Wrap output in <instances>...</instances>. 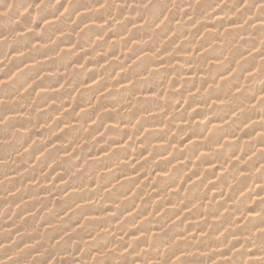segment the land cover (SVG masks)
<instances>
[{
	"label": "clouds",
	"instance_id": "1",
	"mask_svg": "<svg viewBox=\"0 0 264 264\" xmlns=\"http://www.w3.org/2000/svg\"><path fill=\"white\" fill-rule=\"evenodd\" d=\"M0 264H264V0H0Z\"/></svg>",
	"mask_w": 264,
	"mask_h": 264
}]
</instances>
